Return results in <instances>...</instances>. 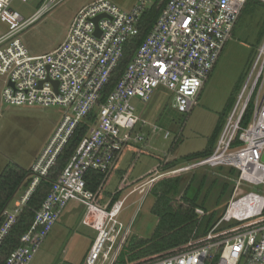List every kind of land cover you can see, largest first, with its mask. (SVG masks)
Masks as SVG:
<instances>
[{
	"label": "built area",
	"instance_id": "obj_1",
	"mask_svg": "<svg viewBox=\"0 0 264 264\" xmlns=\"http://www.w3.org/2000/svg\"><path fill=\"white\" fill-rule=\"evenodd\" d=\"M13 1L0 0V18L5 15L20 23L0 36V76L6 78L4 103L61 106L66 114L33 165L32 180L25 193L3 212L0 247L79 124L93 112L96 119L36 211L33 224L20 238V245L3 264H32L71 200L88 208L83 223L97 231L85 263L116 264L132 236V222L127 224L120 219L129 195L104 210L96 202V193L87 188V175L109 173L125 148L144 141V136L137 132L141 120L135 114L133 99L148 103L156 90L163 87L177 97L173 109L190 113L245 5L249 1L264 3V0H137L128 10L112 0H96L75 15L64 41L55 50L39 56L30 55L18 35L56 0H48L28 20L12 8ZM155 8L160 13L146 38L116 84L107 91L124 58L126 45L141 34L144 16ZM251 103L252 117L247 127H243ZM142 123V126L147 124ZM159 130L158 126H152L153 133ZM170 136L166 131L164 138ZM263 155L264 40L244 88L225 119L214 152L171 171L177 174L204 166L233 167L240 171L224 216L202 244L146 264H206L215 259V264H264V196L242 188L244 183L264 185ZM159 178L154 177L137 190L141 193L146 190L148 194ZM197 213L204 215L201 209ZM231 223L238 225L220 230L224 224Z\"/></svg>",
	"mask_w": 264,
	"mask_h": 264
},
{
	"label": "rangeland",
	"instance_id": "obj_2",
	"mask_svg": "<svg viewBox=\"0 0 264 264\" xmlns=\"http://www.w3.org/2000/svg\"><path fill=\"white\" fill-rule=\"evenodd\" d=\"M93 1L96 0H56L49 10L26 26L18 37L32 56L52 52L64 41L75 15ZM112 1L124 10L130 9L137 2ZM47 2L34 0L24 3L14 0L12 8L24 20H28ZM262 22L264 5L248 3L190 113L183 114L173 109L177 97L163 87L156 90L148 103L138 98L132 100L136 107L135 114L141 120L137 132L144 136V141L125 148L106 186L101 193H96V202L104 210L109 209L117 192H121L120 198L129 195L120 219L127 224L132 222V236L151 237L158 222L152 213L153 197L146 190L141 193L137 188L154 177L173 175L171 171L183 163L185 156L208 146L216 126L222 118L226 119L235 105L255 64L258 49L264 40L259 43V32L264 26ZM19 24L4 15L0 18V31H10ZM5 87L6 78L0 76V163L6 166L16 163L30 170L57 132L66 109L61 106L6 104L2 98ZM142 121L147 124L142 126ZM153 125L160 130L153 133ZM166 131L171 133L168 139L164 138ZM172 162L178 163L177 166L163 173L158 171L160 165ZM242 188L246 192L264 196V185L244 183ZM195 190L192 187L189 194L193 196ZM24 193L25 190L21 189L9 207ZM216 200L215 194L207 200L209 210L217 208L213 206H216L213 203ZM87 210L81 202L71 200L35 254L32 264H86V257L97 236V231L83 223ZM235 225L238 224H224L222 228Z\"/></svg>",
	"mask_w": 264,
	"mask_h": 264
},
{
	"label": "trees",
	"instance_id": "obj_3",
	"mask_svg": "<svg viewBox=\"0 0 264 264\" xmlns=\"http://www.w3.org/2000/svg\"><path fill=\"white\" fill-rule=\"evenodd\" d=\"M250 2H258L264 5V3L259 1H249L248 3ZM248 3L245 5L241 16L247 9ZM159 13L160 10L156 8L146 13L141 34L126 45L124 58L114 74L107 91H110L116 84L118 78L132 59L134 52L146 38ZM262 23L264 25V22ZM263 39L264 26L259 32V43ZM253 108L254 105L251 103L244 115L242 121L243 127H247L249 124ZM95 119L96 112H93L79 124L75 134L63 147L62 152L57 157L55 164L49 170L47 176L41 178L27 205L18 216L17 223L0 247V264H3L11 252L20 245L21 236L33 224L36 211L41 208L45 199L52 191L55 182L62 174L82 140L90 131V123L94 122ZM224 123L225 118H222L210 137L208 146L202 151L185 156L182 159L183 163L181 165L210 156L214 152ZM177 164L172 162L160 165L158 171L163 173L177 166ZM114 171L115 168L109 173L90 172L87 175V188L94 193H101ZM239 177L240 171L233 167L220 166L211 168L204 166L157 179L149 191V195L154 199L152 213L158 219L156 229L149 238L129 237L116 264H146L161 257L182 252L191 246L202 244L208 233L224 216ZM31 180L32 170H26L16 163L7 165L0 174V229L5 221L4 210L9 207L21 189H27ZM192 187L196 188L193 196L189 194ZM213 194L217 196V202L213 201L216 206H213L219 209L213 208L209 210L206 202ZM120 196L121 192H117L113 196L108 206L109 209L120 199ZM201 196L202 200L200 201ZM198 209L204 211L203 216L197 213ZM220 230H223V228L221 227ZM215 263L216 259L208 261L206 264Z\"/></svg>",
	"mask_w": 264,
	"mask_h": 264
},
{
	"label": "crops",
	"instance_id": "obj_4",
	"mask_svg": "<svg viewBox=\"0 0 264 264\" xmlns=\"http://www.w3.org/2000/svg\"><path fill=\"white\" fill-rule=\"evenodd\" d=\"M9 31V30H8ZM8 31H6V32H8ZM6 32H4V33H2L1 31H0V36H2L3 34H5ZM210 78V77H209ZM209 80V79H208ZM6 168V165L5 164H2V163H0V174L3 172V170Z\"/></svg>",
	"mask_w": 264,
	"mask_h": 264
},
{
	"label": "water",
	"instance_id": "obj_5",
	"mask_svg": "<svg viewBox=\"0 0 264 264\" xmlns=\"http://www.w3.org/2000/svg\"><path fill=\"white\" fill-rule=\"evenodd\" d=\"M99 18H100V17H98L95 21L97 22ZM262 161L264 162V155H263V157H262Z\"/></svg>",
	"mask_w": 264,
	"mask_h": 264
}]
</instances>
